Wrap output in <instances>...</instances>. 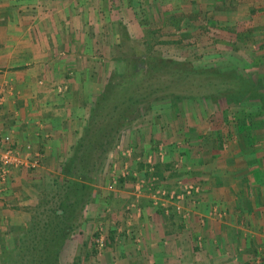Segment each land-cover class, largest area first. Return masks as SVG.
Wrapping results in <instances>:
<instances>
[{"label": "crops", "instance_id": "obj_1", "mask_svg": "<svg viewBox=\"0 0 264 264\" xmlns=\"http://www.w3.org/2000/svg\"><path fill=\"white\" fill-rule=\"evenodd\" d=\"M85 1L74 7L72 0H0V140L8 135L36 161L11 168L0 185V258L31 217L55 201L61 166L95 99L93 81L81 74L88 67L84 44L91 51L96 35L82 28L91 19ZM93 2L98 18L112 12L102 8L108 0ZM143 3L165 14L177 10L167 5L185 4L198 20L237 25L241 38L251 35L243 44L264 72V0ZM73 12L79 32L68 22ZM257 114L237 126L158 121L131 131L110 154L111 170L91 184L77 243L103 224L109 246L96 264H264V125L262 110ZM185 179L196 185L182 206L147 186Z\"/></svg>", "mask_w": 264, "mask_h": 264}, {"label": "rangeland", "instance_id": "obj_2", "mask_svg": "<svg viewBox=\"0 0 264 264\" xmlns=\"http://www.w3.org/2000/svg\"><path fill=\"white\" fill-rule=\"evenodd\" d=\"M73 1L76 4L74 7L87 2L72 0V4ZM108 1L102 8L112 7V12L99 18L93 9L95 2L90 0L92 6L87 4L93 12L86 11L91 19L82 28L85 32L89 26L88 32H95L96 35L94 40L93 37L86 39L87 43L93 40L91 51L89 44H84L88 67L85 71L81 70V74L90 76L93 81L95 98L106 82L111 80L118 83L126 77L124 82L129 80L132 85L121 93L125 96L121 102L122 106L128 104L133 113L129 122L119 130L100 171L111 170L108 161L110 154L131 131L139 132L143 125L153 126L161 121L168 126L174 122L182 128L188 122L237 126L244 124L246 119H252L260 110L263 113L260 124L264 125V105H259L264 101V72L258 68L261 59L256 58L254 50L248 54L247 50L251 48L243 44L250 41L251 35L241 38L237 25L229 29L223 27L219 20H198L185 4L167 5V8L170 6L171 10H177L165 14L164 10L156 12L154 5H146L144 0ZM222 14L219 11L215 16L221 18ZM68 22L73 31L79 32L76 28L80 26L78 13H71ZM150 66L154 70L152 74L146 72ZM133 67H136V73ZM148 75L153 77L149 78ZM96 79L103 82L95 85ZM148 92L151 94L146 95ZM128 97L133 98L132 103L127 101ZM94 100L89 101L86 121ZM170 185L165 188L150 182L147 184L151 189L161 187L156 190L158 196L166 197L171 202L180 201L178 204L181 206L185 198L194 193L192 186L196 184L185 179L173 181ZM185 186L188 190H184ZM87 204L88 201L84 203ZM179 211L186 213L184 208ZM91 229L88 242L78 244L75 235L80 234L81 230L76 225L62 243L58 264H96L101 261L100 253L109 246L107 233L103 224H96ZM98 230L104 237V243L99 248L94 244Z\"/></svg>", "mask_w": 264, "mask_h": 264}, {"label": "trees", "instance_id": "obj_3", "mask_svg": "<svg viewBox=\"0 0 264 264\" xmlns=\"http://www.w3.org/2000/svg\"><path fill=\"white\" fill-rule=\"evenodd\" d=\"M135 70L133 67L134 73ZM153 71L150 66L146 72L152 74ZM124 80L118 83L109 80L97 95L81 135L61 166L55 201L31 217L30 226L24 229L16 244L3 252L0 264H58L62 243L76 227L82 206L89 199L91 184L100 174L119 130L129 122L133 113L128 104L122 106L121 99L125 100V96L121 93L132 85L129 80ZM128 100L133 102L131 97ZM261 104L264 105V101L259 102L260 107Z\"/></svg>", "mask_w": 264, "mask_h": 264}, {"label": "built area", "instance_id": "obj_4", "mask_svg": "<svg viewBox=\"0 0 264 264\" xmlns=\"http://www.w3.org/2000/svg\"><path fill=\"white\" fill-rule=\"evenodd\" d=\"M4 143V146L0 148V185L6 179L11 168H18L21 166H33L36 164V161L29 160V151H22L17 145L11 143L10 137L4 135L1 140ZM188 190L187 187H184V190ZM162 191L161 194H163ZM171 196V195H170ZM104 243V237L100 230H98L95 238L94 244L99 248Z\"/></svg>", "mask_w": 264, "mask_h": 264}]
</instances>
